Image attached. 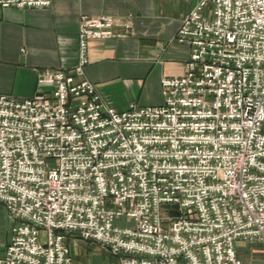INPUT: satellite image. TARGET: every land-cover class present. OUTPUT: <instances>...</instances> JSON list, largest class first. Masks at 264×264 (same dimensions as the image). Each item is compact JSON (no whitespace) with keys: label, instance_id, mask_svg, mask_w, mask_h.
<instances>
[{"label":"built area","instance_id":"2783aa9c","mask_svg":"<svg viewBox=\"0 0 264 264\" xmlns=\"http://www.w3.org/2000/svg\"><path fill=\"white\" fill-rule=\"evenodd\" d=\"M81 22L74 71L38 80L51 96L0 95V206L15 222L0 264H73L69 239L119 264H264L238 251L264 252V0H200L164 104L122 113L85 78L90 41L120 37L117 23Z\"/></svg>","mask_w":264,"mask_h":264},{"label":"crops","instance_id":"0c3cea01","mask_svg":"<svg viewBox=\"0 0 264 264\" xmlns=\"http://www.w3.org/2000/svg\"><path fill=\"white\" fill-rule=\"evenodd\" d=\"M199 1L51 0L45 9L0 8V95L51 96L53 85H41L39 78L72 73L79 61L81 19L107 17L121 36L90 41L85 78L106 107L120 113L136 105L162 106V81L185 73L190 48L177 42V33ZM12 224L0 209L1 248L12 236Z\"/></svg>","mask_w":264,"mask_h":264},{"label":"rangeland","instance_id":"374dc122","mask_svg":"<svg viewBox=\"0 0 264 264\" xmlns=\"http://www.w3.org/2000/svg\"><path fill=\"white\" fill-rule=\"evenodd\" d=\"M0 209H3L6 215L11 218L13 224H15L13 218L5 211L4 208L0 206ZM134 222L130 221L126 216L121 220H116L114 223L115 227L125 228L131 227ZM3 230H0V239L4 237ZM43 241L45 240L44 236L42 237ZM11 237L8 239V242L5 244L4 248L0 247V258L4 256V252L8 247ZM68 243L71 247L72 257L74 258L73 264H119V258L113 255H110L108 251L102 247L100 244H95L91 242L79 241L75 239H69ZM254 249V250H253ZM253 250V251H252ZM239 252H247L246 260H251L255 263L258 261H264V252L258 247H252L250 245L244 247L243 249H238Z\"/></svg>","mask_w":264,"mask_h":264}]
</instances>
